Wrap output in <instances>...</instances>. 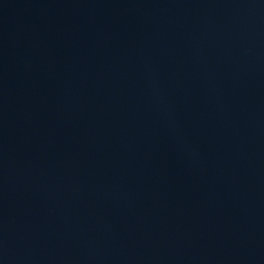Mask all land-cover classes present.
I'll return each mask as SVG.
<instances>
[{
    "label": "water",
    "instance_id": "1",
    "mask_svg": "<svg viewBox=\"0 0 264 264\" xmlns=\"http://www.w3.org/2000/svg\"><path fill=\"white\" fill-rule=\"evenodd\" d=\"M0 264H264V0H0Z\"/></svg>",
    "mask_w": 264,
    "mask_h": 264
}]
</instances>
